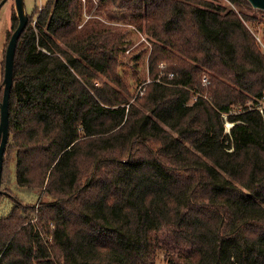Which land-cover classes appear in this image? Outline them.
Instances as JSON below:
<instances>
[{
	"label": "trees",
	"instance_id": "16d2710c",
	"mask_svg": "<svg viewBox=\"0 0 264 264\" xmlns=\"http://www.w3.org/2000/svg\"><path fill=\"white\" fill-rule=\"evenodd\" d=\"M101 3L151 22V72L167 60L174 77L156 74L132 102L117 34L82 25V0H48L28 16L9 100L17 189L0 198V264H264V121L250 109L264 94V51L246 24L256 19L204 0ZM202 72L212 99L191 103Z\"/></svg>",
	"mask_w": 264,
	"mask_h": 264
},
{
	"label": "rangeland",
	"instance_id": "374dc122",
	"mask_svg": "<svg viewBox=\"0 0 264 264\" xmlns=\"http://www.w3.org/2000/svg\"><path fill=\"white\" fill-rule=\"evenodd\" d=\"M48 0H24L25 10L27 16L33 17L35 11L40 9ZM84 2L83 10V24L90 20H96L103 23L109 30L117 34L118 45V65L117 73L122 79L123 83L127 85L130 90L132 99L137 101L145 96L149 85L154 81L156 76L157 82H164V77L173 78V73H168L170 62L167 60L157 61L154 67V73L151 72L150 58L155 49L157 40L154 35V28L151 22L145 19H139V23L132 24V11H125L117 9L114 6L107 7L101 3V0H91L92 8L89 10L87 0ZM215 5H221L227 9H232L238 14H246L248 17L255 18V22H248L249 28L255 35L259 47L264 51V12L250 8L233 5L228 0H204ZM126 12V13H125ZM137 12V11H136ZM263 12V13H262ZM17 17L15 0H7L0 9V101L3 95V81H4V65L7 46L13 34L12 17ZM110 16V17H109ZM80 25V27L82 26ZM200 85L193 89L192 100L202 96L206 100H211L210 92V78L207 72L201 73ZM264 95V94H263ZM262 95V96H263ZM248 105H252L250 102ZM256 105V104H254ZM243 109L236 107L232 110L234 113H239ZM229 123H231L229 121ZM226 128V126H225ZM6 153V152H5ZM4 184L2 190L7 192V189L16 191L15 169L13 155L8 151L4 155ZM36 195L25 193L23 198L28 202L36 203ZM2 199V198H1ZM0 199V200H1ZM6 199L1 201L0 210L5 206ZM162 256V255H161ZM163 257L157 260L156 264H166Z\"/></svg>",
	"mask_w": 264,
	"mask_h": 264
},
{
	"label": "water",
	"instance_id": "95a60500",
	"mask_svg": "<svg viewBox=\"0 0 264 264\" xmlns=\"http://www.w3.org/2000/svg\"><path fill=\"white\" fill-rule=\"evenodd\" d=\"M6 1L7 0H4L0 4V9ZM247 1L254 9L261 10L264 12V0ZM15 3L17 17L19 19V25L17 29L13 32L9 44L7 46L4 65V92L3 98L0 101V198L1 195L4 193V191L2 190L3 162L5 150L9 141V100L10 93L13 87L16 48L22 33L25 31L28 25L29 20L25 10L24 0H15Z\"/></svg>",
	"mask_w": 264,
	"mask_h": 264
},
{
	"label": "built area",
	"instance_id": "2783aa9c",
	"mask_svg": "<svg viewBox=\"0 0 264 264\" xmlns=\"http://www.w3.org/2000/svg\"><path fill=\"white\" fill-rule=\"evenodd\" d=\"M250 109H253V110H256L260 116L262 117L263 121H264V95L258 100V102L256 103L255 107L254 108H250ZM234 113V112H232ZM224 117V120H225V132L230 134L231 133V128L233 127L234 123L231 122L229 123L228 121V114H224L223 115Z\"/></svg>",
	"mask_w": 264,
	"mask_h": 264
}]
</instances>
